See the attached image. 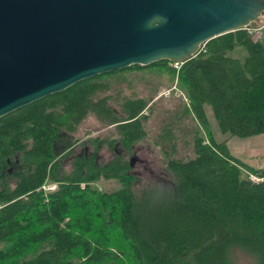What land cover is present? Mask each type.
Wrapping results in <instances>:
<instances>
[{
	"label": "trees",
	"instance_id": "1",
	"mask_svg": "<svg viewBox=\"0 0 264 264\" xmlns=\"http://www.w3.org/2000/svg\"><path fill=\"white\" fill-rule=\"evenodd\" d=\"M238 47L240 58L232 55ZM171 63L98 76L0 119V264H233L235 250L264 264V168L233 157L207 114L209 106L223 135L264 134V36L254 42L244 30L228 33L180 70ZM143 69L178 81L190 101L185 114L208 137L195 134L193 158L166 157L171 189L137 192L138 178L121 157L96 164L97 154L77 155L66 173L68 153L80 142L73 132L90 110L118 127L127 149L145 139L146 101H126L124 117L106 99L93 102L97 80ZM112 179L121 183L115 191L97 185ZM48 181L56 191L43 189Z\"/></svg>",
	"mask_w": 264,
	"mask_h": 264
},
{
	"label": "water",
	"instance_id": "2",
	"mask_svg": "<svg viewBox=\"0 0 264 264\" xmlns=\"http://www.w3.org/2000/svg\"><path fill=\"white\" fill-rule=\"evenodd\" d=\"M263 15L264 0H0V119L98 76L184 64Z\"/></svg>",
	"mask_w": 264,
	"mask_h": 264
},
{
	"label": "rangeland",
	"instance_id": "3",
	"mask_svg": "<svg viewBox=\"0 0 264 264\" xmlns=\"http://www.w3.org/2000/svg\"><path fill=\"white\" fill-rule=\"evenodd\" d=\"M237 50L232 54L234 57L240 58L244 55L243 48L238 47ZM181 66L170 64V67L176 70H180ZM96 84L101 89L93 97V102L106 99L108 107L120 116H126L124 104L128 100L142 99L148 103L147 109L143 112L148 116L143 123L146 132L145 139L136 143L131 150L127 149L119 142L121 133L118 127L106 125L101 117L90 110L73 132L75 140L80 142H76L72 152L68 153L65 172H71L72 160L77 155L85 154L87 145L90 149V159L91 156L95 157L94 154H97L96 164H107L117 157H121L122 160L131 164L132 157L136 156L131 175L138 178L135 185L137 192L150 186H155L159 193L169 191L173 176L167 168L166 157L169 155L170 158L179 160L193 158L195 156V134H200L205 140L208 139L207 133L194 116L185 114L186 107L190 106V101L185 92L177 85L178 81L173 80L166 72L143 69L127 70L101 78L97 80ZM207 114L215 139L218 142L227 140L230 154L233 157L251 167L264 168V134L248 138L223 135L218 128L213 110L209 106H207ZM97 138L102 140L100 144H96ZM112 141L115 143L111 145ZM249 177L256 178L255 182L262 181L252 174H249ZM45 185L48 192H53L51 187L58 188V184H50L49 181ZM97 185L101 190L107 192L115 191L121 187V183L117 179L101 180ZM147 194L151 195L149 191ZM234 252L233 264H255V259L244 251L235 250Z\"/></svg>",
	"mask_w": 264,
	"mask_h": 264
},
{
	"label": "built area",
	"instance_id": "4",
	"mask_svg": "<svg viewBox=\"0 0 264 264\" xmlns=\"http://www.w3.org/2000/svg\"><path fill=\"white\" fill-rule=\"evenodd\" d=\"M243 30L247 32V34L252 38V40L254 42H258L259 40H261L264 36L263 35L264 34V15L261 17L260 23H253V24L245 27ZM201 51L205 52V44L203 46H201L199 53ZM173 64H176V66L181 65V63H173ZM250 179L255 182L256 178L250 177ZM50 184H52V183H50ZM43 189L46 191V185L43 186ZM56 190H57L56 188L51 187V191L54 192ZM46 192H48V191H46Z\"/></svg>",
	"mask_w": 264,
	"mask_h": 264
},
{
	"label": "flooded vegetation",
	"instance_id": "5",
	"mask_svg": "<svg viewBox=\"0 0 264 264\" xmlns=\"http://www.w3.org/2000/svg\"><path fill=\"white\" fill-rule=\"evenodd\" d=\"M85 156L88 158L89 157V155H90V149H89V147L86 145L85 146ZM136 155V154H135ZM134 157H132V159H133ZM134 160H136V156H135V158H134ZM140 162H141V160H140Z\"/></svg>",
	"mask_w": 264,
	"mask_h": 264
}]
</instances>
